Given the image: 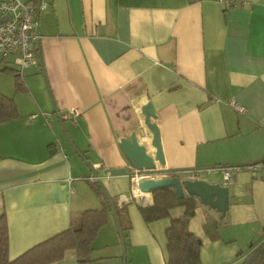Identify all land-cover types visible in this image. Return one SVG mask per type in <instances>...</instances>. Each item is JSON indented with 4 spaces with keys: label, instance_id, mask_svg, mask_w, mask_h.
I'll return each instance as SVG.
<instances>
[{
    "label": "crops",
    "instance_id": "0c3cea01",
    "mask_svg": "<svg viewBox=\"0 0 264 264\" xmlns=\"http://www.w3.org/2000/svg\"><path fill=\"white\" fill-rule=\"evenodd\" d=\"M22 1L46 9L35 14L39 61L21 72L25 91L0 62L8 70L0 94L18 112L0 122L9 259L78 224L84 210L107 209L91 261L69 248L50 264H123L122 232L132 264H166L165 230L183 207L146 223L137 199L117 203L130 196L131 176L108 174L129 168L119 140L135 131L156 168L180 179L215 168L202 178L223 184L218 168H232L225 216L194 197L188 230L201 240L200 264H240L264 236V0ZM147 104L165 112L157 123L164 165L141 113ZM143 196L152 205V193ZM208 219L220 221L216 239L204 231Z\"/></svg>",
    "mask_w": 264,
    "mask_h": 264
},
{
    "label": "trees",
    "instance_id": "16d2710c",
    "mask_svg": "<svg viewBox=\"0 0 264 264\" xmlns=\"http://www.w3.org/2000/svg\"><path fill=\"white\" fill-rule=\"evenodd\" d=\"M38 53V49H37ZM1 71H8L0 68ZM15 78L16 92L25 91V85L17 71H11ZM18 116L14 101L0 94V122ZM170 177L180 178L177 171H168ZM153 203L140 207V213L146 223L169 216L170 210L182 206L180 217L171 220L165 230L166 264H200L201 240L188 230V222L195 213L198 201L194 196L183 192L180 196L173 187L157 189L152 192ZM119 217V207L114 204ZM107 209H88L80 214L78 224H71L66 230L31 247L14 259L8 257V228L5 214H0V264H50L63 257L64 251L73 248L80 262L91 261V244L98 230L107 221ZM220 221L208 219L204 231L210 238L216 239ZM264 231V229H263ZM126 235L122 232L125 243ZM240 264H264V236L252 243Z\"/></svg>",
    "mask_w": 264,
    "mask_h": 264
},
{
    "label": "built area",
    "instance_id": "2783aa9c",
    "mask_svg": "<svg viewBox=\"0 0 264 264\" xmlns=\"http://www.w3.org/2000/svg\"><path fill=\"white\" fill-rule=\"evenodd\" d=\"M44 9H46L45 3L33 5L22 0H0V19L6 17L0 22V57L2 59L11 57L20 75L24 69L36 65L39 61L37 49L40 36L35 22V14L37 11ZM231 105L239 113L245 111L244 107L236 102H231ZM78 113L76 109L69 110L71 117H75ZM30 117L33 118V115ZM253 167L252 165L248 166L249 169ZM218 169L222 173L223 184L227 185L233 182L231 167H221ZM214 170L215 168L191 170L183 179H203L202 174H209ZM168 173L166 170L160 172L148 171L139 174L134 172L130 175L132 182L130 196H121L117 203L125 205L135 198L142 206H149V202L143 196L145 193L141 192L138 188V182L143 179L169 177ZM135 190H138V192L136 193Z\"/></svg>",
    "mask_w": 264,
    "mask_h": 264
},
{
    "label": "water",
    "instance_id": "95a60500",
    "mask_svg": "<svg viewBox=\"0 0 264 264\" xmlns=\"http://www.w3.org/2000/svg\"><path fill=\"white\" fill-rule=\"evenodd\" d=\"M38 14V12H37ZM6 17L0 19L3 21ZM141 113L144 117L146 128L151 134V145L154 147V159L159 165H164V157L160 144L159 129L157 123L165 115V112H154L152 106L147 104L141 108ZM141 137L145 136L142 129ZM137 132H132L129 137L120 138V148L129 163V168L109 169L108 174L111 176L116 175H131L134 172L142 173L148 171L160 172L162 169L156 168L152 157L147 153L145 144L138 140ZM93 176H97V170L92 167L90 161L85 162ZM264 163V160L262 161ZM173 187L175 192L180 196L183 192L198 199L200 204L206 205L216 212L220 213L223 218L229 208V189L228 186L220 182H208L204 179L188 180L172 177H164L160 179H143L138 182V188L143 193H152L153 191L161 188ZM123 240V239H122Z\"/></svg>",
    "mask_w": 264,
    "mask_h": 264
},
{
    "label": "rangeland",
    "instance_id": "374dc122",
    "mask_svg": "<svg viewBox=\"0 0 264 264\" xmlns=\"http://www.w3.org/2000/svg\"><path fill=\"white\" fill-rule=\"evenodd\" d=\"M0 62H3V63H9V66H11L13 69H16L18 70L17 66L15 64H13L11 62V58L8 57V58H5V59H0ZM8 65V64H7ZM97 179V178H96ZM97 182V180H96ZM118 240H119V244L120 246L122 247V253H123V259L125 260L123 264H132V258H131V254H130V251L128 249V246H124L123 243H122V240H121V237L118 236ZM125 249V250H124ZM239 264V263H238Z\"/></svg>",
    "mask_w": 264,
    "mask_h": 264
},
{
    "label": "bare ground",
    "instance_id": "6f19581e",
    "mask_svg": "<svg viewBox=\"0 0 264 264\" xmlns=\"http://www.w3.org/2000/svg\"><path fill=\"white\" fill-rule=\"evenodd\" d=\"M135 192L137 193V192H138V190H135ZM147 196H149V194H147Z\"/></svg>",
    "mask_w": 264,
    "mask_h": 264
}]
</instances>
